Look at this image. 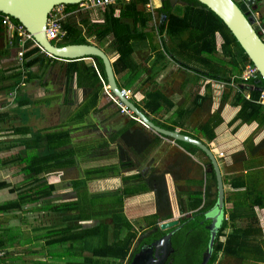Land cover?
Returning <instances> with one entry per match:
<instances>
[{
  "label": "crops",
  "instance_id": "0c3cea01",
  "mask_svg": "<svg viewBox=\"0 0 264 264\" xmlns=\"http://www.w3.org/2000/svg\"><path fill=\"white\" fill-rule=\"evenodd\" d=\"M165 1L149 0L146 6L140 4L137 7L142 12L150 13L152 18L146 23V29L141 31L146 37L130 40L132 51L129 47L125 48L127 36L123 37L122 47H119V40L111 29H107L104 12L108 6L89 10L60 6L51 15L62 16L61 25L73 23V27L79 31L80 42L95 45L104 52L119 89L130 91L128 101L156 126H175L176 132L182 135L186 133L185 136L193 138L204 132L203 125L211 122L212 116L219 113L221 123L213 129L214 139L209 143L206 139L199 141L211 149L218 165L224 193L223 220L230 221L226 235L239 233L241 247L252 246L256 251L251 258H245L242 253V260L238 257L228 258L235 264H264V117L249 119V122L237 119L241 106H235L233 99L227 103L222 101L223 93L229 90L226 84L207 80L194 71V60L186 66L169 57L166 50L171 48L170 45L181 44L188 35H179V39L171 40L165 33L160 35L156 32L162 22L157 10L164 7ZM246 1L250 0L237 2L245 4ZM130 3L131 0H123L110 5L114 9L113 17L118 18L120 11ZM256 4H261L258 11L253 9ZM186 5L179 0H169L167 11ZM247 7L254 23L264 28V0L252 2ZM132 23L129 19L120 21L121 26H132ZM114 26L119 28L118 25ZM101 32L105 33L104 37L99 35ZM64 34L62 29V34L53 40L55 44H63ZM222 43L221 36L216 34L218 54L215 57L223 58ZM36 48L39 49L32 41L25 39L14 24L3 25L0 21V177L3 176L1 169L7 168L13 176L12 183H16L13 188L28 187L35 179L55 187L49 196L24 207L23 212H27L33 221L26 226L28 238L43 246L60 245V235L69 231L68 239L71 242L63 245L83 250L86 247L85 239L79 245V241L73 239V233L79 232L80 228L98 226L102 221L112 234L113 218L121 207L132 225L138 219L152 216L157 210L158 192L163 201L159 216L171 215L163 222L178 220V224L167 232L176 227L180 229L179 219L183 216L179 212L177 199L185 197L187 192L199 191L201 187L198 184L201 178L185 177V164L197 162L195 166L202 167L204 174L206 171L207 174L211 173L206 155L189 153L175 143L177 140L159 135L146 125L142 126L135 114L136 119L121 113L104 91V84L108 85L101 61L91 58L60 61L50 58L40 49L31 51ZM29 52L31 54L26 55ZM20 53L22 56H19ZM208 57L212 59L210 55ZM204 63H200L197 70H207ZM247 68L249 66L242 75ZM242 75L237 78L241 80ZM243 87L241 84L239 90ZM230 88L232 96L235 90L239 92L238 86ZM246 88L259 92L252 85ZM197 97L204 102L200 103ZM245 99H250L248 92ZM148 102L152 107H161L157 114H150L145 107ZM256 103L264 106L258 100ZM35 146L38 147L35 154L38 157L47 158L56 152L66 153L57 156L54 162L65 166L48 169L38 176L34 173L19 175L23 172L18 157L25 150L31 157ZM4 151L8 154H4ZM102 168V174L87 176V171ZM212 173L215 188H212L213 182H209L210 200L214 199L215 192L217 197L215 172ZM4 182L11 185V182ZM77 189L89 192L92 198L107 193L111 197L104 204L98 199L94 217L78 219L79 209L69 211L64 206L76 201ZM0 191L4 192V189ZM137 192L138 195L132 196ZM12 194L15 199L18 193ZM120 199L123 203L117 204ZM102 209L109 213L105 218L100 215ZM135 210L140 212L135 213ZM59 212L60 224L52 218L54 213ZM64 212L77 214L65 218ZM231 218L234 220L231 221ZM225 238L221 237L220 240L224 242ZM2 239L7 242L6 234H2ZM51 239H57L60 243ZM2 244L0 242V251L4 255L0 258V264H10V257ZM93 245L92 252L96 253L99 249L96 241ZM35 252L32 251L36 255ZM46 260L35 256L30 264H48Z\"/></svg>",
  "mask_w": 264,
  "mask_h": 264
},
{
  "label": "trees",
  "instance_id": "16d2710c",
  "mask_svg": "<svg viewBox=\"0 0 264 264\" xmlns=\"http://www.w3.org/2000/svg\"><path fill=\"white\" fill-rule=\"evenodd\" d=\"M168 1L164 2V7L157 10L161 16V23L159 24L156 32L158 34L165 33L171 40L177 38L179 39V35L187 34V39L181 41V44H176L172 47L170 45V49H167L168 55L174 61L180 63L181 65H190L194 60L196 64V72H199L205 79L210 80L212 82L226 84L228 93H223L222 101L223 103H227L229 99H233V104L235 106H241V109L237 115V119L242 120L243 122H249V119H255L264 117V106L257 104V100L259 98L260 93L256 91H250L246 88V86H254V88L264 90V82L256 72L254 77L248 78L246 80L237 78L242 75V72L246 69V67H251L252 63L248 60L245 53L242 51L232 34L229 32L224 23L209 9H207L204 5H201L196 0H179L181 2L186 3L187 5L181 7L180 9L167 11ZM149 0H131V3L124 7L123 10L120 11L119 17H113L114 9L111 6H108L107 10H105L104 15L106 17V26L107 29H111L115 38L119 40V47H122L123 37L127 36L128 42L125 48L129 47V50L132 51L133 47H130V40L137 39V37H146L142 34V30L146 29V23L151 20L152 15L150 13H145L137 9V7L141 4L142 6H146ZM72 7V6H67ZM0 16H4L0 14ZM0 18V21L2 20ZM9 18V17H8ZM124 19L131 20L132 26L129 25H120V21ZM10 22L14 24L16 27L21 26L16 20L9 18ZM87 24V21L84 22ZM118 25L119 28H117ZM115 28V29H114ZM61 29L65 32L63 37V44L57 43L56 45L62 46L65 44L72 43H82L78 39L79 31L73 27V23H64L61 25ZM111 33V31L109 32ZM105 33H99L100 36L104 37ZM216 34H219L223 40L221 45L222 53L221 57H215L218 53L216 51ZM174 42V41H173ZM125 44V43H124ZM31 51H39V49H34ZM122 53V50H121ZM206 53L205 57L204 54ZM31 52L26 55H30ZM208 55L212 57L209 60ZM95 60H99L98 58H94ZM228 60L227 62L225 60ZM100 61V60H99ZM205 62L204 66H206L207 70H197V66L200 63ZM241 84L245 87L239 90ZM231 86H238V91L235 90L234 95L232 96ZM248 92L250 95V99H245V94ZM197 100L202 103L204 102L201 97H197ZM23 105V104H22ZM19 105V106H22ZM150 114H157L160 110V106H150L149 102L146 106ZM192 112V111H191ZM187 113L190 114L188 111ZM245 116L248 118L246 119ZM221 123V119L219 117V113L217 112L212 116V121H207L202 129L204 132L194 136L193 138L197 140L206 139V142L209 143L214 139L213 129L216 128ZM169 131H174L175 126H161ZM186 135V133H183ZM158 137H156L157 139ZM177 145L185 148L189 153L199 152L202 155L204 153L195 146L182 143L176 141ZM205 144V143H204ZM37 146H35L32 151L33 154L30 157L28 155L27 150H25L18 157V161H20L19 166H21L20 170L23 174H31L34 173L35 176L41 175L44 171L52 168H61L65 165L55 164V159L57 156L66 154L64 152H56L52 153L49 157H38L37 155ZM30 159V161H29ZM29 161V162H28ZM49 161V162H48ZM208 163H210L208 161ZM104 172V169L97 170H89L87 171V176L90 177L92 175H100ZM206 183L201 180L199 182V186H205V191H195L192 193H186L185 198L179 197L177 199V204L179 208L180 214L183 216L179 219L180 229L175 233V235L171 238V245L173 248V252L171 253L166 264H200L203 253L205 252L210 232L207 226L210 224L209 220L205 219L204 213L211 209L216 201V192L214 193V199H209V191L210 185L209 182H213L212 188H215V179L214 174L206 173ZM81 186H85L82 184ZM146 186V185H145ZM8 189L10 193H18L16 198L13 201H8L4 203H0V217L9 214H13L14 217L19 215L24 211V207L27 204L35 203L41 200L44 196H49L55 189L54 185H47L43 180H34V183L30 184L28 187H24L22 189H17L11 187L6 182H0V190ZM139 193H132V196L138 195ZM161 193L158 192L156 194V204L157 210L156 213L152 216H147L142 218L141 220H136L133 225L127 220V218L123 214L122 207L119 209L117 213L114 215V229L112 230V234L110 233L111 229H108V226L105 225L102 221L98 226L88 227L87 229L80 228L79 232H75L72 235L75 241L86 240L90 241V244L96 241L99 249L96 250V253H93L91 250V257L96 258L98 260H105L107 263L109 260H113L116 264H129L141 246L149 245L150 243L160 239L162 236L166 234L167 231H160L158 228V224L160 222L166 221L171 218L170 214H167L165 217L159 216L161 212V207L163 206L162 200L159 198ZM131 195V194H129ZM111 194H101L96 195L93 199H99L101 203H106L107 198H110ZM92 198V196H91ZM123 203L120 200L117 201V204ZM167 205V201H165ZM69 211L71 209H78L79 204L77 201L65 204ZM95 206L91 214L84 216L81 213L78 215V219H89L90 217H94ZM18 212V213H16ZM100 213L102 218H105L108 212ZM16 213V215H15ZM188 215V216H187ZM231 221L234 219L231 218ZM2 220L0 219V225H2ZM5 221V220H3ZM228 220H223L221 226L219 227L216 237L214 239V244L212 246L211 257L207 264H216L218 261L219 253L227 257H238L241 259L242 254L245 258H251L255 256V250L252 246H248L246 248L241 247V242L239 238V233L235 232L234 234L230 233L226 235V230L229 228ZM4 226V225H3ZM125 229V232L123 230ZM1 229V228H0ZM66 230V229H65ZM82 230V231H81ZM69 232V231H68ZM68 232H63L60 235L59 241L62 244L67 242H71L68 237ZM6 234V228L0 230V242H4L2 239V234ZM238 235V236H237ZM221 237H226L225 241L222 242L220 240ZM9 239L7 240V242ZM52 242L60 243L57 239H51ZM73 241V243L75 242ZM240 250H242L240 252ZM238 252H240L238 254ZM242 253V254H241ZM95 254V255H93ZM85 264L91 263V258H85ZM242 260V259H241Z\"/></svg>",
  "mask_w": 264,
  "mask_h": 264
},
{
  "label": "water",
  "instance_id": "95a60500",
  "mask_svg": "<svg viewBox=\"0 0 264 264\" xmlns=\"http://www.w3.org/2000/svg\"><path fill=\"white\" fill-rule=\"evenodd\" d=\"M87 1L89 0H0V14L16 20L26 33L32 37L35 44L41 49V52L50 56V58L60 61L98 58L103 64L107 85L111 94L135 114L141 121L142 126L144 124L159 135L193 145L208 157L210 161L208 171L215 172L217 197L214 206L204 213L205 219L210 221V224L207 226L210 237L200 264H206L212 253V246L218 226L224 219V193L215 156L211 149L201 141L182 135L176 131H169L156 126L138 111L131 102L126 100L121 94V89L117 86L109 59L98 47L85 43H69L58 46L54 41L47 39V22L55 8L60 6H78ZM196 1L213 12L224 23L264 82V42L260 37L258 26L248 13L247 7V5H251L252 2L257 0L246 1L245 4H239L234 0ZM255 6L253 8L254 11L260 10L261 4H256ZM257 91L261 92L262 89H257ZM177 224V219L163 222L159 224V229L167 231ZM178 229L176 227L151 244L141 246L129 264H165L169 255L173 252L171 246L172 235Z\"/></svg>",
  "mask_w": 264,
  "mask_h": 264
},
{
  "label": "rangeland",
  "instance_id": "374dc122",
  "mask_svg": "<svg viewBox=\"0 0 264 264\" xmlns=\"http://www.w3.org/2000/svg\"><path fill=\"white\" fill-rule=\"evenodd\" d=\"M93 13H95V11ZM110 101L112 102L111 99ZM4 154L7 155L8 152L4 151ZM202 161L204 160H201V162ZM196 164L197 162L195 163L186 162L185 164L186 169L183 170V172L185 173V177L194 178V179L201 178L199 180L200 181L203 180V182L206 183L207 178L205 175L207 171L204 174L203 168L202 167L199 168V166L196 167L195 166ZM1 170H2L1 172H3V176L0 177V182L7 181V182H11L12 187L16 186V183L14 182L12 183V181H14L12 179L13 176L12 174L8 173L7 168L1 169ZM21 174L24 175L23 173L20 172L19 175ZM199 190L205 191V186H201ZM76 194H77L76 195L77 197L75 198V200L79 204L78 209L81 215L83 214L84 216H86L87 214L93 211L94 206L97 207L99 203L98 199L90 198L91 196L89 195V192H84L83 189H81L80 191L77 189ZM13 197H14L13 194L10 193L8 189H4V192L0 191V203L8 202L11 200L13 201L14 199ZM182 198H185V197H182ZM33 210L35 211V209ZM139 212L140 211L135 210V213H139ZM64 214H65L64 217L66 218L71 215H75L77 213L76 212L74 213L64 212ZM5 218L6 219H4L3 216L0 217V219L2 220L1 221L2 225H0V228H1L0 230L6 228V236L9 239V241L3 243L2 246H4L3 248H6L7 256L9 255L10 257V264H30V262L33 261V258L35 256H41V257L47 258L46 261L48 262V264H85V262L83 263V261L86 260L85 259L86 257L88 258L90 257L92 260L91 263L89 264H116V262L113 260H109V262L107 263L105 260H102V259L98 260L95 257L92 258L90 255V252L91 250L93 251L94 245L90 244L89 240H86V247L83 250H81L80 248L79 249H75L73 247L69 248L70 245L66 246L63 244H60V245L56 244L53 246L39 245L38 243L35 242V240H31L28 238L29 233H28L26 226L30 225L31 222L33 221L30 219V215L27 212H23V211L21 213L19 212V215H16V217H14L13 214H9L5 216ZM52 218H54V220H56L58 224H60V218H61L60 212L54 213ZM81 243H82L81 240H79V245H81ZM19 250L24 251L25 253L20 254ZM35 250H36L35 252L36 255L32 253V251H35ZM27 252H30V253H27ZM218 258H219V261L216 264H235L234 262L231 261L230 258L226 257L225 255L223 256L222 253L219 254Z\"/></svg>",
  "mask_w": 264,
  "mask_h": 264
},
{
  "label": "built area",
  "instance_id": "2783aa9c",
  "mask_svg": "<svg viewBox=\"0 0 264 264\" xmlns=\"http://www.w3.org/2000/svg\"><path fill=\"white\" fill-rule=\"evenodd\" d=\"M118 1H123V0H89L87 2L79 4L77 7H79L82 10L104 9L107 6L115 4ZM235 1L242 2L243 0H235ZM61 19H62V16H58V15H56V16L55 15H51L49 17L48 22H47V29H46V37H47L48 40H50V41L56 40L59 37V35L62 34L61 23H60ZM1 23L3 25H8L10 23L9 22V18L7 16H3L2 20H1ZM18 30L20 31L21 34L24 35L25 39H29L30 41H32L35 44V42L33 41L32 37L29 34H27L26 31L21 26H18ZM258 31L260 33V37H261L262 41L264 42V28L263 27H260V28L258 27ZM40 51H41V49H40ZM19 56H22V53H20ZM255 73H256V70L254 68L249 67V68H247L246 72L243 73V75L241 76V79L246 80L248 78H252V77H254ZM102 83H103V81H102ZM104 91H105L106 95L108 97H110L112 102L120 109L121 113L126 114L129 117L135 118L133 116L132 112L125 105H123L122 102H120L115 96H113L110 93L109 87L106 86V84H104ZM121 94L123 95V97L126 100H129L128 97L130 96V91L121 90ZM258 102L264 104V90L261 91L260 97L258 99ZM143 126H145V125L143 124ZM3 255H4V252L0 251V258Z\"/></svg>",
  "mask_w": 264,
  "mask_h": 264
},
{
  "label": "flooded vegetation",
  "instance_id": "af4514ba",
  "mask_svg": "<svg viewBox=\"0 0 264 264\" xmlns=\"http://www.w3.org/2000/svg\"><path fill=\"white\" fill-rule=\"evenodd\" d=\"M237 2V1H236ZM238 3V2H237ZM239 4H241V3H239ZM249 13V12H248ZM151 244V243H150ZM171 255V254H170ZM170 255H169V257H170ZM169 257L167 258V260H166V262L168 261V259H169ZM166 264V263H165Z\"/></svg>",
  "mask_w": 264,
  "mask_h": 264
},
{
  "label": "clouds",
  "instance_id": "9594fccd",
  "mask_svg": "<svg viewBox=\"0 0 264 264\" xmlns=\"http://www.w3.org/2000/svg\"><path fill=\"white\" fill-rule=\"evenodd\" d=\"M209 148V147H208ZM207 212V211H206ZM223 212H224V208H223ZM224 214V213H223ZM205 216V215H204ZM5 234V233H4ZM6 241L2 242V243H5ZM3 250V249H2ZM7 252V251H6Z\"/></svg>",
  "mask_w": 264,
  "mask_h": 264
},
{
  "label": "bare ground",
  "instance_id": "6f19581e",
  "mask_svg": "<svg viewBox=\"0 0 264 264\" xmlns=\"http://www.w3.org/2000/svg\"><path fill=\"white\" fill-rule=\"evenodd\" d=\"M175 131V130H174Z\"/></svg>",
  "mask_w": 264,
  "mask_h": 264
}]
</instances>
